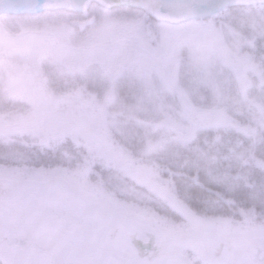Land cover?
Masks as SVG:
<instances>
[{"label": "rangeland", "instance_id": "obj_1", "mask_svg": "<svg viewBox=\"0 0 264 264\" xmlns=\"http://www.w3.org/2000/svg\"><path fill=\"white\" fill-rule=\"evenodd\" d=\"M236 1L206 22L197 0L0 17V264H264L263 215L179 188L264 210V0Z\"/></svg>", "mask_w": 264, "mask_h": 264}, {"label": "trees", "instance_id": "obj_2", "mask_svg": "<svg viewBox=\"0 0 264 264\" xmlns=\"http://www.w3.org/2000/svg\"><path fill=\"white\" fill-rule=\"evenodd\" d=\"M216 18H219V16H216L214 19H216ZM73 127L75 128V129H77V130H79L80 131V129L76 126V125H73ZM83 133H84V131L83 130H81ZM86 133V132H85ZM84 133V134H85ZM105 134H99V137H98V139L100 140V139H102V138H105V140H109L110 141V143H108L107 144V146H109V147H113L116 151H115V153L117 154V155H124L123 153H124V148H122V145H121V143H119L117 140L115 141V140H111V138H108V137H105L104 136ZM92 139H94L95 137H91ZM194 144L198 147V150H199V152L203 155V156H205V157H208V156H211V149L210 148H208L204 143H203V141L200 139V140H198V141H196V142H194ZM156 165H159V169L163 172V174L166 176V177H169V175H171L173 178H175L177 181H179L180 179L182 180L180 183H185V181L186 180H188V179H190V177H192V173H190L189 175H188V173H186V172H180V171H178V170H176V169H174L172 166H168V165H166V164H164L163 162L162 163H156ZM222 165L224 166L225 165V163H222ZM183 177V178H182ZM194 177H192V179H193ZM191 179V181H190V184H189V186L188 187H186V186H183L182 185V187L180 186L179 188L181 189H184V191H186V194L188 193V192H190L191 193V197L188 195V198H185V199H187V203L188 204H192V208H194V209H199L201 206H202V202L201 201H198V200H196V198L195 197H193L195 194H196V192L198 191V189H203L205 192H206V195H207V197H209V199L212 201V202H214L213 200H216V202L218 203V206L219 207H221L220 209H218L220 212H224V210L226 211V210H228L229 212H231V213H233L236 209H234L235 207H237V206H241L242 208H244L245 207V209H247V208H250L251 210L253 209L254 210V212L256 213V212H258L256 215L258 216V215H260L258 218L260 219L261 217H262V215L264 216V210H262V207L258 204L256 207L253 205V203H250L251 201L250 200H247L248 199V197H246L245 198V194H241V193H239L240 194V196H239V194L237 193V195L235 196L236 198H235V200H234V203L236 204V206H232V207H230L229 206V203L228 202H226V197H223L222 196V193H225L222 189H219V187L218 186H216V185H214V184H211V183H201L200 184V182L198 181V179H193L192 180ZM197 181V182H196ZM24 184V185H23ZM23 184H21V185H14V187H16V188H25V186H28V185H25V183H23ZM179 184V183H178ZM160 190V189H159ZM161 192H163L162 190H161ZM62 193H63V191H62ZM189 194V193H188ZM63 196H64V198L66 199V201H68V202H70V203H75L76 201H74V199L73 198H71L72 196H70V195H67L66 193H64L63 194ZM180 196H185V193L183 192V193H181L180 194ZM213 200H212V199ZM184 199V200H185ZM233 204V203H232ZM227 211V212H228ZM236 213V214H235ZM234 214H235V216H238V214H240L239 212H235ZM97 215H99L98 213H96ZM222 214H225V213H222ZM108 217H104V214H102V216H99L101 219H104L105 221H107V223H112L113 225H115V224H118V225H121L120 224V220L118 219V217H110L109 215H107ZM122 226V225H121ZM145 233H150V230H147V231H145ZM204 242V241H203ZM202 242V243H203ZM206 244H213V245H218V244H224V245H229V244H232L231 243V241H229V240H224V239H217V238H215V237H211V238H209V239H207L206 241ZM239 246V245H238ZM242 246H244L243 244H242ZM241 246V247H242ZM236 246H233V248H235ZM239 248V247H238ZM251 248V247H250ZM41 250V249H40ZM47 259V258H46Z\"/></svg>", "mask_w": 264, "mask_h": 264}, {"label": "bare ground", "instance_id": "obj_3", "mask_svg": "<svg viewBox=\"0 0 264 264\" xmlns=\"http://www.w3.org/2000/svg\"><path fill=\"white\" fill-rule=\"evenodd\" d=\"M23 4L22 0H0L3 6H13L18 10H39L43 8H60V7H74L80 8L85 3L84 0H27Z\"/></svg>", "mask_w": 264, "mask_h": 264}, {"label": "water", "instance_id": "obj_4", "mask_svg": "<svg viewBox=\"0 0 264 264\" xmlns=\"http://www.w3.org/2000/svg\"><path fill=\"white\" fill-rule=\"evenodd\" d=\"M76 25H78L79 28H80L81 30H83V29L85 28V26L87 25V23H84V24L77 23Z\"/></svg>", "mask_w": 264, "mask_h": 264}]
</instances>
